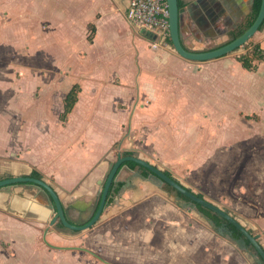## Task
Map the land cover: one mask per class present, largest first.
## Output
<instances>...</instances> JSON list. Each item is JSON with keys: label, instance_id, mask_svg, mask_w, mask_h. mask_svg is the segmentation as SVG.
<instances>
[{"label": "crops", "instance_id": "obj_1", "mask_svg": "<svg viewBox=\"0 0 264 264\" xmlns=\"http://www.w3.org/2000/svg\"><path fill=\"white\" fill-rule=\"evenodd\" d=\"M254 1L178 0L183 46L205 52L227 44ZM2 4L21 9L28 31L16 47L37 48L40 71L24 70L19 83L13 70L0 73L1 177L39 172L79 218L98 205L119 154L135 151L219 207L244 214L264 204V164L254 168L255 143L264 139V62L248 71L237 59L241 51L192 61L168 42L152 48L151 36L126 18L129 0H0V13L8 9ZM9 25L1 30L4 45ZM252 39L264 49V25ZM23 59L37 61L30 51ZM53 63L67 65L56 71ZM37 84L40 96L33 98ZM75 84L78 101L62 121ZM240 125L263 129L241 135ZM139 174L123 166L113 183L121 185L118 195L81 232L50 225L54 213L32 185L0 189V264H62L48 261L49 248L67 264L82 257L91 264H147L151 255L166 256L167 264L230 262L228 233L209 230L193 219L197 211L181 208L156 179ZM238 220L246 227V219ZM44 237L55 247L43 245Z\"/></svg>", "mask_w": 264, "mask_h": 264}, {"label": "water", "instance_id": "obj_2", "mask_svg": "<svg viewBox=\"0 0 264 264\" xmlns=\"http://www.w3.org/2000/svg\"><path fill=\"white\" fill-rule=\"evenodd\" d=\"M168 9H169L170 39L172 41V45L175 51L180 56L192 61H208L241 50L243 45L254 37V35L258 32V30L260 29L261 25L264 22V0H262L261 8L257 18L255 19L251 27L248 30H246L241 36L228 42L227 44L221 47L215 48L210 51L191 52L183 46L180 36V20L182 18L185 9L179 7L178 0H168ZM127 162H135L145 167L151 172L149 177L156 179L161 186H163L164 183H167L170 186H172L174 189H176L178 192H180L182 195L189 198L190 202H183V201L179 202V206L181 208H192L193 210L197 211L196 204H200L214 211L218 215L222 216L229 223L234 225L243 234V236L252 244V246L256 249L259 256L258 257L256 255V257L258 258V263L264 264V247L262 246L259 240L260 239L259 234L254 235L251 230L247 229L228 210L223 209L209 202L205 198L199 197L195 192L189 190V188L184 186L182 183L176 181L174 178H171L167 174H165L163 169H161L158 166H155L154 164H151L150 162L139 156H122L121 154H119L118 160L113 164H111L110 170L107 174L106 180L103 185V189L101 191L98 205H93L86 212L80 211V213L78 214L79 218L72 217L70 208L65 207L54 187L51 184H49L45 179L34 178L31 176H17V177L6 178L0 180V189L3 188L8 189V188H12L13 186L21 185V184L32 185L33 187H35L37 190H39L44 194L50 209L54 213V216L50 221V225H54L55 223L60 221L65 228H69L76 232H81L92 228L101 219V216L108 205L110 189L113 183L115 182L117 175L119 174L123 165ZM197 213L201 214L198 211ZM205 220H207V218H205ZM207 222L210 224L211 227H214V223L212 221L207 220ZM223 230H225V228H220L219 231L223 233ZM228 235L231 240L235 241L232 238L231 232H228ZM246 239L237 240L235 241V243L239 246L240 249L246 250L248 249L246 244ZM44 242L48 246L55 247L47 241L46 237H44Z\"/></svg>", "mask_w": 264, "mask_h": 264}, {"label": "rangeland", "instance_id": "obj_3", "mask_svg": "<svg viewBox=\"0 0 264 264\" xmlns=\"http://www.w3.org/2000/svg\"><path fill=\"white\" fill-rule=\"evenodd\" d=\"M19 6L22 9L25 5H24V3H21V4H19ZM2 7L4 9H7L9 7V5L2 4L1 8ZM21 9L17 10L16 7L14 5H12L10 8H8L6 10L7 13H4L3 11H1V13H0L1 23L3 21H5L4 23H2L0 25V35H1V30L4 27L6 28L5 25L10 24L8 27V30L2 31L3 34L9 35V38H7V40L5 41L9 45H4L0 42V73L2 76H7V74L12 73V70H13L15 78L17 80V83H19V79H21V78L24 80L26 74L29 76V74H28L29 72L32 71V74H38V72L40 71V68H39L40 67V60L36 56V54H39V51L37 50V48H29V50H28L27 48H23V47H16V45L24 44V42H25L24 36L28 31L27 29H25V31H24V27L26 24H24V21L22 18L23 16L21 15V12H22ZM24 19H25V15H24ZM0 40H2V35L0 36ZM12 40H14L13 43H9ZM241 50L234 52L232 54H237V53L239 54V52ZM29 51H30V55L32 57L37 58L36 59L37 61L33 60L32 63L25 62V64H24L22 62V61H25L23 58H25V56L29 53ZM14 56H15V59H17L15 63L11 62L14 59ZM20 57H23V58H21L22 61L18 62ZM61 64H65L63 66L67 65L66 63H59L57 65H60V68H62ZM49 65L51 67L53 66V68H55L56 71L59 70L58 68H56L57 65L55 63L49 64ZM24 70L27 71L26 74H23ZM69 79H74V78H69ZM5 81H6V79H5ZM64 81H67V80H64ZM210 87H211V89H213V91L217 90V88H215L214 84H211ZM40 90H41V87L39 86V84H37L36 88L34 89V92L32 94V97L33 98L34 97L39 98ZM242 112H243V109H242ZM244 123H247V121H244ZM250 125H253V124H250ZM245 129L249 130L251 133H253V130H255V134L258 136V135H260L259 132H262L261 130L263 128H261L260 126H257V127L244 126V128L241 129V125H240L239 130H240L241 135H243L245 133ZM224 135H225V137L231 136V133L229 132V130L226 127H224ZM255 148H256L255 150H256L257 156L254 159V164L256 166L254 168H258V167H260L261 164H264V156H258V154H260V152L262 154L264 151L263 150L264 149V139L262 137L257 138V141L255 143ZM251 168H253L252 164H251ZM221 208L228 210L237 219H240V220L246 219V222H244V223H246L245 224L246 227L254 228V230L252 232L260 234L263 237V242H264V204L262 206H257V207L251 208L252 211L249 210L248 208L243 209L244 214H246V215L239 214L238 212L233 211L232 208H228V207H221ZM198 215H200V216L196 217L194 215L193 219H196L200 224L202 223L204 225H207L209 230L211 229L213 232L218 233L215 230V227L212 228L210 226V224L207 222L208 219L205 220L204 216L199 214V213H198ZM203 221H206V223H208L209 225L205 224ZM224 235H226V234H224ZM220 236H222V235H220ZM228 237H229V235H227V238ZM260 240H261V238H260ZM41 241H42L43 245H46L43 240H41ZM48 242H50V241L48 240ZM229 246H232L234 256L232 257V259H230V262H228V264H259L258 258L256 257V254H254L253 252H250L248 249H246V250L240 249L239 246L236 243H234V241H233V244H231ZM229 246H225L224 248L228 249ZM62 247L65 248V246H62ZM211 248H212V245H211ZM56 251L57 250H55V249L49 248V254L47 256L48 261H54V262H58V263L60 262L62 264H67V261L63 260L62 258L57 257L56 254H58V253ZM224 252H226V251H224ZM145 257L146 258L149 257L147 260L148 261L147 264H167L166 260L162 259V257H166L163 255H159V256L151 255V256H145ZM83 258L84 257H82L78 260V261H80V264H89L90 263V261L88 262L86 259H83ZM68 260L72 262L71 258H69Z\"/></svg>", "mask_w": 264, "mask_h": 264}, {"label": "trees", "instance_id": "obj_4", "mask_svg": "<svg viewBox=\"0 0 264 264\" xmlns=\"http://www.w3.org/2000/svg\"><path fill=\"white\" fill-rule=\"evenodd\" d=\"M261 3H262V0H255L254 1L252 14L249 15L246 18V20L244 21V23H242V25L238 28V30L233 35L232 40L241 36L246 30H248L251 27V25L254 23L255 19L258 16V13H259L260 8H261ZM263 25H264V22L261 25L260 29L263 27ZM89 40H92V38L90 37ZM167 42L172 44L170 37H168ZM241 49H242L241 50L242 52L237 57L238 61L248 71H257L259 64L264 62V49L261 48L259 43L254 42L253 39H250L247 43H245ZM80 91H81L80 86L78 84H75L71 88V90L68 92V94L65 98L64 110L60 115V118L62 121L67 120L69 113L75 107V105L78 101V96H79ZM248 117H250V116H248ZM137 155H138L137 152L129 151V152H124L122 156H137ZM125 165L132 168L133 170L140 172L145 177H148L151 174V172L148 169H146L145 167H143V166H141L135 162H127L123 166H125ZM164 172L169 177L174 178L176 181L180 182L178 179H176L173 176V174L170 171L164 170ZM31 177L39 178V179L43 178V176L35 170H33ZM3 179H5V177L0 176V180H3ZM162 188L171 197L179 199L180 201H183V202H190L189 198L182 195L180 192H178L176 189H174L169 184L164 183ZM120 189H121V185H119L116 188H114V185H112V187L110 189V195H109L108 203H110L114 199V197L118 195ZM189 190H191V189H189ZM197 195L201 198H204L203 194H201V193H197ZM196 207H197L196 209L198 212H200L205 218H207L208 220H210L214 223V227H215L216 231H218L220 228H225L224 232L225 233L231 232L232 238L235 241L240 240V239H246L243 236V234L234 225L229 223L222 216L218 215L214 211H212V210H210V209H208V208H206L200 204H196ZM57 225L64 227L60 221H58ZM246 244H247L248 250L250 252H253L254 254H256L258 256L256 249L252 246V244L247 239H246Z\"/></svg>", "mask_w": 264, "mask_h": 264}, {"label": "built area", "instance_id": "obj_5", "mask_svg": "<svg viewBox=\"0 0 264 264\" xmlns=\"http://www.w3.org/2000/svg\"><path fill=\"white\" fill-rule=\"evenodd\" d=\"M126 18L151 36V47L158 48L170 37L168 0H129Z\"/></svg>", "mask_w": 264, "mask_h": 264}, {"label": "flooded vegetation", "instance_id": "obj_6", "mask_svg": "<svg viewBox=\"0 0 264 264\" xmlns=\"http://www.w3.org/2000/svg\"><path fill=\"white\" fill-rule=\"evenodd\" d=\"M254 234V233H253ZM254 235H257V234H254Z\"/></svg>", "mask_w": 264, "mask_h": 264}]
</instances>
